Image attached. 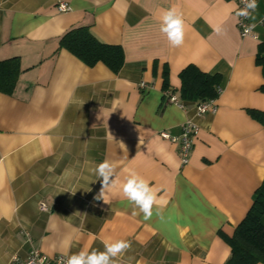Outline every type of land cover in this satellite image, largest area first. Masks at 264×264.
Here are the masks:
<instances>
[{
    "label": "crops",
    "instance_id": "1",
    "mask_svg": "<svg viewBox=\"0 0 264 264\" xmlns=\"http://www.w3.org/2000/svg\"><path fill=\"white\" fill-rule=\"evenodd\" d=\"M58 1L69 9L59 11ZM172 7L185 25L179 47L160 32ZM249 22L252 35L242 36L233 0H0V60L17 57L20 66L13 92H0V264L32 249L104 251L105 241L120 239L131 248L117 264H225V237L264 180V127L250 114L264 112L256 63L264 0ZM82 25L122 47L118 73L58 49L59 38ZM189 64L221 75L214 112L200 114L179 97V72ZM165 68L182 107L162 88ZM187 120L198 132L183 164L159 133L178 135ZM105 160L118 180L107 203L95 199L101 182L93 172ZM130 171L157 190L148 220L133 215L122 194Z\"/></svg>",
    "mask_w": 264,
    "mask_h": 264
},
{
    "label": "trees",
    "instance_id": "2",
    "mask_svg": "<svg viewBox=\"0 0 264 264\" xmlns=\"http://www.w3.org/2000/svg\"><path fill=\"white\" fill-rule=\"evenodd\" d=\"M64 48L79 58L87 66L98 62L106 65L113 73H118L124 63V51L120 45L99 41L89 26H75L68 29L58 42V49ZM264 47H260L256 63L262 67L264 75ZM20 73L17 57L0 60V92L12 93ZM181 81L179 97L185 101L200 103L216 99L220 93L221 75L201 71L189 64L179 72ZM167 68L163 71V90L174 89L167 82ZM250 114L264 127V112L256 109ZM231 253L225 264H264V180L252 196V204L245 216L235 227L232 236L225 237Z\"/></svg>",
    "mask_w": 264,
    "mask_h": 264
},
{
    "label": "clouds",
    "instance_id": "3",
    "mask_svg": "<svg viewBox=\"0 0 264 264\" xmlns=\"http://www.w3.org/2000/svg\"><path fill=\"white\" fill-rule=\"evenodd\" d=\"M245 8L239 15L247 17L257 8L256 0H244ZM160 32L163 33L172 47H179L184 43L185 25L182 13L175 7L164 10L160 16ZM253 26L246 27L245 32L252 30ZM214 31L220 33L217 26ZM93 172L101 182V189L95 199H102L107 203L105 193L118 183L115 177V166L105 160L98 164ZM122 194L132 206V214H143L145 220L153 216L154 205L159 204L157 190L150 186L147 179L130 171L121 184ZM138 210V211H137ZM131 248V242L127 240L105 241L104 251L82 249L67 257L64 264H117L115 258L122 256Z\"/></svg>",
    "mask_w": 264,
    "mask_h": 264
},
{
    "label": "built area",
    "instance_id": "4",
    "mask_svg": "<svg viewBox=\"0 0 264 264\" xmlns=\"http://www.w3.org/2000/svg\"><path fill=\"white\" fill-rule=\"evenodd\" d=\"M237 5V25L240 30V34L242 36L252 35V30L248 33L245 32L246 27H250L251 24L249 22V16L244 17L239 15V12L245 8L244 0H233ZM258 0H256L257 2ZM57 9L59 11H67L69 9V5L64 1L57 2ZM140 86L144 87L145 83L140 82ZM168 95V101L171 103H175L178 106L182 107V103L180 102L178 96L172 92L170 89L165 91ZM217 108L216 102L214 99L200 102L196 104V110L198 113L202 114L205 112H214ZM198 132V126L187 120L181 125V131L178 135H172L166 130L160 131V136L164 139L170 140L178 147L180 160L183 164L187 163L189 160L190 153L193 148L194 139ZM40 208L42 210L46 209L45 204L41 203ZM67 255L58 254L54 256H50L39 249H32L30 253L25 258H20L17 256L13 257V260L16 264H64L67 259Z\"/></svg>",
    "mask_w": 264,
    "mask_h": 264
}]
</instances>
